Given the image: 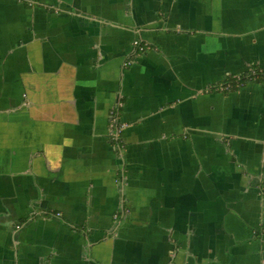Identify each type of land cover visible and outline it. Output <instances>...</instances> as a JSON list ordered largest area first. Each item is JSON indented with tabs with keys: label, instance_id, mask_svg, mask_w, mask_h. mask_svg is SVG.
I'll return each mask as SVG.
<instances>
[{
	"label": "crops",
	"instance_id": "crops-1",
	"mask_svg": "<svg viewBox=\"0 0 264 264\" xmlns=\"http://www.w3.org/2000/svg\"><path fill=\"white\" fill-rule=\"evenodd\" d=\"M255 67L264 0H0V264H264Z\"/></svg>",
	"mask_w": 264,
	"mask_h": 264
},
{
	"label": "trees",
	"instance_id": "trees-1",
	"mask_svg": "<svg viewBox=\"0 0 264 264\" xmlns=\"http://www.w3.org/2000/svg\"><path fill=\"white\" fill-rule=\"evenodd\" d=\"M264 83V69L251 68L247 73L239 76H229L217 87L211 88L210 91H220L224 93H229L237 91L239 88L245 86L248 83ZM118 113H115L117 116ZM118 118L116 117V125L120 128V123H117ZM117 130V129H115Z\"/></svg>",
	"mask_w": 264,
	"mask_h": 264
},
{
	"label": "built area",
	"instance_id": "built-area-1",
	"mask_svg": "<svg viewBox=\"0 0 264 264\" xmlns=\"http://www.w3.org/2000/svg\"><path fill=\"white\" fill-rule=\"evenodd\" d=\"M133 46H134V48L137 50V52H138L139 54H145V53L147 52L148 48H149V46H148L147 44L142 43L141 41H135V42L133 43ZM122 127H123V126H120V128H119V126L116 125L115 122H113V124H112V128H113V129H114V128H115V129L117 128V131H118L117 136H119Z\"/></svg>",
	"mask_w": 264,
	"mask_h": 264
},
{
	"label": "flooded vegetation",
	"instance_id": "flooded-vegetation-1",
	"mask_svg": "<svg viewBox=\"0 0 264 264\" xmlns=\"http://www.w3.org/2000/svg\"><path fill=\"white\" fill-rule=\"evenodd\" d=\"M131 64H132V62H126L125 65L128 66V65H131ZM111 118H112V120H111L110 126L112 127L113 122H115V124H116L115 113L112 114ZM117 123H119V122L117 121ZM120 126H123V124H120ZM114 129H115V128H114ZM116 129H117V128H116ZM122 129H124V126H123ZM121 131H122V130H121ZM116 217H117V216H116Z\"/></svg>",
	"mask_w": 264,
	"mask_h": 264
}]
</instances>
